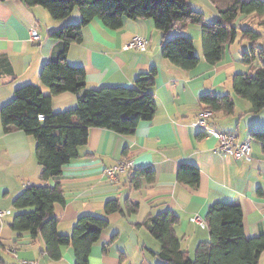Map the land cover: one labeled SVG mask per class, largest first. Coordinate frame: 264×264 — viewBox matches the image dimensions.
Masks as SVG:
<instances>
[{"label": "crops", "instance_id": "1", "mask_svg": "<svg viewBox=\"0 0 264 264\" xmlns=\"http://www.w3.org/2000/svg\"><path fill=\"white\" fill-rule=\"evenodd\" d=\"M212 5L210 17L215 22L220 15ZM74 12L73 17L55 20L40 6L28 7L21 0L0 2V111L14 99L17 89L25 85L36 84L44 94H50L40 76L44 67L57 60L65 48V43L53 39L52 34L67 25L79 24L81 12ZM249 18L240 16L244 26L250 23ZM213 22L205 19L206 24ZM191 25L168 36L151 19L125 20L119 30H111L95 19L83 28V41L68 46L67 62L84 68L86 89L132 88L141 74L155 69L157 76L150 92L157 111L151 121L141 122L131 135L91 128L87 144L64 167L59 181L41 180L35 137L21 130L6 133L0 112V209L10 211L0 217V264L25 261L75 264L72 246L64 247L62 259L54 261L45 253L41 234L33 237L30 232L11 228L17 215L33 211V208L15 209V200L30 186L56 183L61 185L65 196V204L56 205L53 213L61 235H72L83 216L109 220L91 249L89 264H160L161 245L145 223L165 211L179 217L175 232L191 259L200 244L211 240L207 223L202 227L191 218L200 216L206 222L210 207L217 203L241 207L245 238L264 235V142L256 134H264V108L253 112L252 104L233 88L235 76L254 74L253 65L247 64L243 56L251 51L253 43L240 39L225 45L220 61L211 65L204 55L202 28L196 25L192 31ZM33 31L39 33V41L31 40ZM178 35L194 40V51L200 61L192 70L174 65L163 55L166 39ZM135 36L148 39L145 52L125 49ZM207 94L229 95L235 101L232 114L213 113L209 125L217 131L235 134L239 141H250L251 162L217 152L218 140L192 125L203 110L200 99ZM78 95L53 96V112L75 108ZM123 160H132L135 170H152L155 180L150 183L142 177L140 185L133 186V173L127 171L119 174L115 182L111 181L106 170ZM184 164L198 168L200 181L196 187L178 181L179 169ZM111 200L120 202L121 212L106 214L105 206ZM128 204H137V212L128 214ZM258 264H264V252Z\"/></svg>", "mask_w": 264, "mask_h": 264}, {"label": "trees", "instance_id": "2", "mask_svg": "<svg viewBox=\"0 0 264 264\" xmlns=\"http://www.w3.org/2000/svg\"><path fill=\"white\" fill-rule=\"evenodd\" d=\"M8 0H0L6 2ZM28 7H43L55 20L69 17L79 8L82 20L79 24L67 25L52 34V38L65 43L57 60L50 61L42 70L41 82L49 87L46 95L36 84H28L15 93L14 99L1 108V120L6 133L21 130L34 136L37 141L36 154L42 168L41 180L59 181L65 166L79 156V148L88 141L91 128H105L121 135H131L141 122L151 121L157 111V104L150 89L154 86L157 70L143 73L129 87H102L86 89L87 75L82 67L67 62L68 46L83 41V28L99 19L111 30H119L125 20L151 19L164 36L173 31H182L188 25H200L205 59L216 65L223 48L236 40H250L253 48L244 53L247 64L253 65L254 74L237 75L233 88L237 95L252 104V111L264 108V48L256 43L263 34L250 26L236 27L241 15L250 17V24L264 30V0H211L219 12V19L205 23V15L196 11L189 0H21ZM163 55L174 65L189 71L200 59L194 51L191 37L178 35L166 39ZM63 93L79 94L73 109L55 113L52 109L53 96ZM204 109L213 113L234 112L235 101L229 96L204 95L200 99ZM44 116V120L39 117ZM264 142V134L256 133ZM132 185L139 186L140 179L155 180L150 169L133 170ZM178 181L196 187L200 181L197 167L184 164L178 172ZM65 196L61 185L30 186L19 196L14 207L17 210L33 208V211L15 217L11 228L30 232L33 237L42 235L45 253L49 259L60 261L63 248L72 246L75 264H89L93 245L108 227L109 220L87 215L78 220L70 236L61 235L57 220L53 217L56 205H64ZM127 213H136L137 204H128ZM118 200L108 201L107 215L121 212ZM179 217L171 211L151 217L145 226L159 241L160 264H258L264 252V235L247 239L243 232V214L239 205L217 203L210 207L206 216L211 240L198 246L195 258L182 247L175 232ZM1 248V247H0Z\"/></svg>", "mask_w": 264, "mask_h": 264}, {"label": "built area", "instance_id": "3", "mask_svg": "<svg viewBox=\"0 0 264 264\" xmlns=\"http://www.w3.org/2000/svg\"><path fill=\"white\" fill-rule=\"evenodd\" d=\"M31 40L39 41L40 36L37 31L31 33ZM148 39L142 36H135L126 46V50L136 49L140 52H145L148 46ZM213 116V112L208 109L202 110L194 123L195 128L202 130L207 136H213L218 140L217 152L230 155L236 159L245 160L251 162L253 160V150L250 141H239L237 136L232 133L217 131L209 125V119ZM40 120H44V116L39 117ZM135 170V165L132 160H123L116 166L108 168L106 175L111 181H116L119 174ZM10 211H4L0 209V217H4L9 214ZM191 221L199 224L202 227L206 226V222L200 216H194ZM24 264H37L36 262L25 261Z\"/></svg>", "mask_w": 264, "mask_h": 264}, {"label": "rangeland", "instance_id": "4", "mask_svg": "<svg viewBox=\"0 0 264 264\" xmlns=\"http://www.w3.org/2000/svg\"><path fill=\"white\" fill-rule=\"evenodd\" d=\"M190 3H192V5H193V9L194 10H196V11H201L202 10V12L203 11H205V13H206V21H211V22H213L214 20H211V19H213V18H211L210 17V8H212V10H213V5H212V1L211 0H190ZM197 9H200V10H197ZM74 11H76V12H79L80 13V10H79V8L78 7H76L75 8V10ZM75 12H73L71 15H72V17H73V14H74ZM204 13V12H203ZM70 15V16H71ZM241 16H244V15H241ZM71 17V18H72ZM81 20H82V16H81ZM78 23H80V21L78 22ZM237 24H239V25H241V26H243V27H245L244 25V22H243V19H240V17H239V19L237 20V22H236ZM74 25H76V24H74ZM247 26H250V27H252L255 31H258V32H260L261 34H263V36H264V30L260 27V26H257V25H253V24H247ZM191 28L192 29H190V30H192V31H194L195 29L194 28H197V26L196 25H191ZM168 39H170V38H168ZM256 45L258 46V47H261V48H264V37H263V39H261V40H259L257 43H256Z\"/></svg>", "mask_w": 264, "mask_h": 264}]
</instances>
